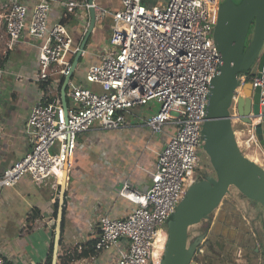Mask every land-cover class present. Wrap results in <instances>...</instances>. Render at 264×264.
<instances>
[{
  "label": "built area",
  "instance_id": "2783aa9c",
  "mask_svg": "<svg viewBox=\"0 0 264 264\" xmlns=\"http://www.w3.org/2000/svg\"><path fill=\"white\" fill-rule=\"evenodd\" d=\"M55 1L0 0V92L10 74L8 53L25 32L41 41L39 76L30 80L44 86L24 127L30 149L0 175V188L14 187L30 175L38 184L53 178L52 188L58 189L64 171L68 176L76 164L80 135L94 129H125L130 127L128 116L134 115L141 119L150 141L166 139L157 153L153 184L142 191L124 182L120 196L134 205L132 212L123 218L101 215L96 240L78 244L75 251L94 259L95 253L115 247L114 264H155L159 231H165V219L174 215L185 180H191L199 128L205 125L206 94L218 72L212 26L217 24L221 0H122L119 9L101 7L93 0L62 1L69 11L96 10V21L109 18L112 23L107 49L86 70V85L69 81L67 106L54 79L70 74L81 45H74L64 22L49 24ZM261 52L264 55V45ZM248 83L260 88L262 109L264 64L252 77L242 76L230 108L242 153L260 147L256 126L263 116L261 110L250 123L240 118L238 102ZM144 106L152 112L135 115V109ZM6 263L0 254V264Z\"/></svg>",
  "mask_w": 264,
  "mask_h": 264
},
{
  "label": "crops",
  "instance_id": "0c3cea01",
  "mask_svg": "<svg viewBox=\"0 0 264 264\" xmlns=\"http://www.w3.org/2000/svg\"><path fill=\"white\" fill-rule=\"evenodd\" d=\"M62 1L52 3L49 24L64 22L75 46L82 44L92 16L95 18L96 29L88 38L85 52L71 79L74 80L77 74L80 81H74L86 85L83 74L90 65L99 61V55L107 49L112 23L109 18L96 21V10L88 14L69 11ZM93 1L104 8L122 7V0ZM40 43L25 32L23 39L7 56L10 74L5 76L0 92V175L30 149L24 127L44 87L30 80L37 69V45ZM89 57L92 61L86 65ZM54 80L59 82L61 95L65 78L57 75ZM262 113L260 122L264 134V107ZM134 119L138 118L128 116L130 127L125 129H94L78 137L76 164L66 180L62 234L56 264H114L117 260L118 249L115 247L95 253L94 259L77 254L75 247L96 240L101 215L123 218L132 212L134 205L120 196L124 182L128 181L142 191L149 190L153 184L157 153L166 139L157 137L150 141L142 121ZM112 132L115 137L107 139L105 135ZM84 143L90 148L88 155L80 152ZM256 148L264 156L262 147ZM96 155H99L98 158ZM53 182L54 179L50 178L38 184L30 175H26L16 186L0 188V254L6 258V264H46L49 260L50 245L56 232L54 222L58 215V212L55 215V204L59 202L62 181H58V189L52 188ZM252 229L249 230L251 233L254 232Z\"/></svg>",
  "mask_w": 264,
  "mask_h": 264
},
{
  "label": "water",
  "instance_id": "95a60500",
  "mask_svg": "<svg viewBox=\"0 0 264 264\" xmlns=\"http://www.w3.org/2000/svg\"><path fill=\"white\" fill-rule=\"evenodd\" d=\"M253 24L254 29L250 33ZM94 26L93 15L80 51L74 58L70 74L66 76L61 87L65 106L68 83ZM212 28L218 49V72L214 75L210 91L206 94L205 125L199 128L191 180H185L184 194L176 212L165 219V231H159L155 246V264H192L198 243L189 246V234L190 243L196 235L203 233L205 224L214 216V211L226 197L233 198L234 205L242 207L244 215L247 216V223L254 225L256 239L264 235V226L260 222L261 213L264 216V168L244 155L238 147L230 111L235 90L242 76L259 57V70L264 64V55H261L264 45V0H238L237 4L233 0H221L217 24ZM249 37L251 41L247 47ZM261 110L260 88H253L248 83L245 96L238 102L240 118L244 123H250L252 118L259 116ZM256 132L264 150L261 122L257 124ZM251 149L264 165V161L257 155L256 146ZM204 174L213 178L196 182ZM66 180L67 171H64L59 210L54 222L56 232L52 264H56L61 241ZM168 220L169 226L166 227Z\"/></svg>",
  "mask_w": 264,
  "mask_h": 264
},
{
  "label": "flooded vegetation",
  "instance_id": "af4514ba",
  "mask_svg": "<svg viewBox=\"0 0 264 264\" xmlns=\"http://www.w3.org/2000/svg\"><path fill=\"white\" fill-rule=\"evenodd\" d=\"M233 1L236 4L238 3V0H233ZM250 201L253 202L254 204L259 205L258 203L252 200ZM227 209L229 212H231L230 214L233 215V218L227 216L229 212L226 213L224 209L220 210L218 214L219 218L216 220L218 223L216 225H214L215 223L213 221V223H211L207 231L196 235L190 243H189V237H190L189 234L188 245L190 246L194 243H198L192 259V264H196V260L199 258H204V260L209 259L210 264H236V263L243 264L244 256L242 257L240 256V259H235V255L237 254L234 255L235 253L234 248L237 242L236 239L238 237H240L243 240L242 242L239 241L242 244L243 250L251 251L253 254L259 255L260 262L262 261V264H264V235L263 237L257 239V242L255 241V246H254L252 241L254 239L251 238L252 236H249V239L246 238V235H248L247 233L248 231L246 228H244L245 225L244 226L242 225V221L246 223L245 221L247 218V216H245L246 214L244 215L241 212V210L239 208H236V206H234L233 204ZM209 217L210 215L208 216V218ZM261 218L262 221L260 222H262V225L264 226V216L262 215V213H261ZM209 234L210 235L213 234V236L216 237V240L215 241L214 239L211 240V238H209ZM241 235H243V237ZM254 236H256V234H254ZM204 249H206L205 252ZM201 261L202 260H200V262ZM203 264H205V262H203Z\"/></svg>",
  "mask_w": 264,
  "mask_h": 264
},
{
  "label": "rangeland",
  "instance_id": "374dc122",
  "mask_svg": "<svg viewBox=\"0 0 264 264\" xmlns=\"http://www.w3.org/2000/svg\"><path fill=\"white\" fill-rule=\"evenodd\" d=\"M214 36H215V32H214ZM247 41H250V37L248 38V40ZM250 43V42H249ZM263 53L261 52V55H262ZM86 59H88V58H86ZM92 61V59L89 57V59L86 61V65H88V64H90V62ZM259 61H260V57L256 60V61H254V63L249 67V69L247 70V74H248V77L250 78V77H252L254 74H256L257 72H258V70H259ZM38 62V61H37ZM35 63V65H37V69L34 71V73L32 74V76L31 77H33V79H35V78H37L38 76H39V66H38V63ZM87 68V67H86ZM84 76H85V73L83 74ZM80 77L77 75V74H75L74 75V77H73V79L75 80V81H80V80H77V79H79ZM135 112H136V114L137 115H140V116H143V115H146V116H148L149 114H150V112H152V111H150L149 110V106H144V107H142V108H136L135 109ZM140 118L139 119H134V121H139L140 122ZM234 128H238V127H234ZM115 133H111V134H107V135H105L106 136V138L107 139H110L111 137H115V135H114ZM101 145V144H100ZM98 150V152H100L99 151V149H97ZM251 150L252 149H250V150H246V149H244V151H243V153H244V155H247L251 160H253L254 162H256L257 164H263L260 160H257L254 156H252L250 153H251ZM80 152L82 153V154H86V155H88L89 153H90V148L88 147V145H87V143H84L83 144V146H81V148H80ZM258 152V151H257ZM101 153V152H100ZM259 153V152H258ZM97 156V155H96ZM99 156V155H98ZM98 156H97V158H98ZM259 156H260V158L264 161V156H262V155H260V153H259ZM252 157V158H251ZM262 166H264V165H262ZM234 205V199L233 198H229V197H226L225 199H224V201H223V203L220 205V207H219V209L218 210H216L215 211V214H214V216L205 224V228H204V232L205 231H207L208 229H209V227H210V225H211V223H213V221H214V225H216L218 222L216 221L219 217V211L220 210H225L226 211V213H228L229 211H228V209L227 208H229L231 205ZM234 206H236V205H234ZM239 207V206H238ZM226 208V209H225ZM239 209L241 210V212L243 213V209H242V207H239ZM231 212H229L228 213V215L227 216H229V217H231V218H233V215L232 214H230ZM244 214V213H243ZM235 218V217H234ZM246 221V223H244L243 221H242V225L244 226L245 225V227L244 228H246L248 231L251 229V228H254V225L253 224H248L247 223V219L245 220ZM239 222V221H238ZM236 224H237V222H236ZM208 227V228H207ZM252 231H254L253 229H252ZM248 233V235H246V238H248L249 239V236H252L251 238H255L256 239V237H253L254 236V232H252L251 233V231H249V232H247ZM242 237H243V235H241ZM209 238H211V240L212 239H214V241L216 240V237H214L213 236V234L212 235H210L209 234ZM255 239H254V246H255ZM236 244H235V253H234V255L235 254H237V255H235V259H240V256L242 257V256H244L243 257V259H244V262H243V264H262V261L260 262V256L259 255H255V254H253L251 251H245V250H243V247H242V244L239 242V241H243L240 237H238L237 239H236ZM206 251V249H204V252ZM200 260H202L201 262H200ZM203 262H205V264H206V262H207V264H210V260L209 259H205L204 260V258H199V259H197L196 260V264H203ZM235 263H236V261H235ZM237 264V263H236Z\"/></svg>",
  "mask_w": 264,
  "mask_h": 264
},
{
  "label": "trees",
  "instance_id": "16d2710c",
  "mask_svg": "<svg viewBox=\"0 0 264 264\" xmlns=\"http://www.w3.org/2000/svg\"><path fill=\"white\" fill-rule=\"evenodd\" d=\"M253 29H254V24L252 25V29H251V31H250V33H252V31H253ZM250 41H251V39H250ZM250 41H247V47H248V45L250 44L249 42ZM64 81V80H63ZM198 171V170H197ZM211 178H213V176H210V175H208V174H204L203 176H201L200 177V180L199 181H196V182H200V181H205V180H211ZM195 182V183H196ZM58 206H59V202L57 201L56 202V204H55V215H57V212H58ZM171 220V219H170ZM170 220H168V222H167V224H166V227H168L169 226V221ZM53 249H54V238L52 239V242H51V245H50V258H49V260L47 261V263L46 264H52V253H53Z\"/></svg>",
  "mask_w": 264,
  "mask_h": 264
},
{
  "label": "bare ground",
  "instance_id": "6f19581e",
  "mask_svg": "<svg viewBox=\"0 0 264 264\" xmlns=\"http://www.w3.org/2000/svg\"><path fill=\"white\" fill-rule=\"evenodd\" d=\"M251 152H252L251 155L254 156L257 160H259V159L254 155V153H253L252 150H251ZM257 155L259 156V153H258V152H257ZM259 157H260V156H259ZM251 158H252V157H251Z\"/></svg>",
  "mask_w": 264,
  "mask_h": 264
}]
</instances>
